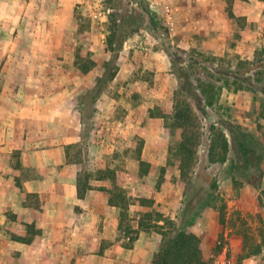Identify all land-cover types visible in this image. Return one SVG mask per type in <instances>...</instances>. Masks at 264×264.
<instances>
[{
	"label": "rangeland",
	"instance_id": "obj_1",
	"mask_svg": "<svg viewBox=\"0 0 264 264\" xmlns=\"http://www.w3.org/2000/svg\"><path fill=\"white\" fill-rule=\"evenodd\" d=\"M43 7L46 13L53 14L50 24L56 35L47 68L48 76L57 80L51 90L54 94L59 87L61 93L66 94L67 83L70 90L66 96L70 98L72 93L78 96L94 84L103 70V62L110 56L106 50L111 12L108 0H46ZM231 10V7L226 9L228 20L222 21L223 27L230 29L225 41L227 46L213 38L204 47L203 44L200 48L192 47L194 40L179 32L177 25L166 21L156 10L159 29L143 26L126 39L117 76L97 102L87 163L83 168L91 175L95 190L100 191L99 196H93L92 203H104L108 191L100 187H110L117 188V192L122 190L129 206L125 207V224L114 239H104L95 252L79 248V255L95 253L113 258L114 264L136 263L128 258L129 249L121 246L132 235L126 234L127 227L137 230L134 226L140 219L152 225L160 213L179 224L189 200L191 211L200 208L190 230L201 238L204 258L209 264H246L249 258L251 264H264V193L246 177L235 175L238 163L251 161L254 166L260 165L263 171L260 186L264 189V37L259 35L254 55L244 58L231 34L236 26L235 15L229 13ZM63 16L67 18L60 20ZM208 45L210 48L204 50ZM166 49L185 60L177 66L184 67L196 93L200 86L207 84L215 94L214 105L206 108L205 116L201 115V132L208 138L203 135L200 138L190 171L191 184L180 175V157L176 153L182 140L180 133L170 127V119L150 116L151 109L155 113H159V109L173 110L179 90L180 80ZM181 49L187 54L180 52ZM80 58L91 66L89 72L81 71ZM239 88L244 89L232 95L233 90ZM66 102L68 104V99ZM211 125L229 141L225 162L212 161L208 156V143L216 138V131H210ZM46 126V134L35 133V140L65 141L66 147L71 145L70 158L78 159L75 153L80 128L66 133L64 126L49 123ZM244 136L254 139L253 147L262 152L243 157L235 139ZM14 156L18 160L20 153L15 152ZM142 161L149 163L145 175L142 172L146 165H141ZM75 164L82 169V165ZM35 169L31 167L23 175L38 174ZM107 169L110 172H106ZM103 176L105 178L101 179ZM141 198L152 199V202L142 204ZM116 209L120 211L121 207L116 206ZM61 216L71 220L68 214ZM9 218L14 220L12 214ZM10 225L5 228L6 234L19 231L18 225L15 229ZM144 232L151 237L148 245L154 248L156 230L150 228ZM159 239L161 243V236ZM7 245L9 250L3 255L9 264H24L18 254L21 250L14 243ZM70 247L76 253L77 247ZM36 249L65 255L67 247L43 246L38 242L30 253L35 255ZM257 250L260 252L255 253Z\"/></svg>",
	"mask_w": 264,
	"mask_h": 264
},
{
	"label": "crops",
	"instance_id": "obj_2",
	"mask_svg": "<svg viewBox=\"0 0 264 264\" xmlns=\"http://www.w3.org/2000/svg\"><path fill=\"white\" fill-rule=\"evenodd\" d=\"M150 1L152 8L156 7L153 10L168 22L165 7L171 8L173 25L194 40V48L210 44L213 38L227 46L225 41L230 29L223 27L222 21L228 20V7L232 8L230 16L234 14L236 20L231 34L235 36L237 50L244 58L250 59L254 55L259 35L264 37V0ZM45 2L0 0L1 251L5 254L9 250L7 243H14L21 250L18 254L24 264H114L111 257L78 253L79 248L95 252L104 239H114L119 230L121 210L109 204V194L104 203H92L93 196L100 194L95 188L80 199L77 192L79 169L75 163L68 162L65 141L37 142L34 137L37 132L45 135L48 123L64 126L66 133L81 128L76 108L78 96L74 93L70 98L66 96L69 84L65 85L66 94H62L59 87L54 94L51 90L57 85V80L53 81L52 76H48L47 68L50 54L54 52L56 35L50 24L53 14L46 13ZM65 18L63 16L60 20ZM209 48L210 45L204 50ZM243 89L233 90L232 95ZM152 111L151 118L155 117ZM15 152L20 153L18 160ZM31 167L39 173L24 176L23 172ZM10 214L14 220L9 218ZM62 214L70 215L71 220ZM33 222L40 233L31 239H16L17 235L26 237L27 224ZM10 224L14 225L12 229L18 225L19 231L6 234L5 228H10ZM134 227L140 231L133 248L129 249L128 258L136 262L132 264H153L152 256L159 250L161 235L156 233L155 246L151 249L148 245L151 237L144 232L146 230L139 229V221ZM38 242L43 246L64 245L67 247L65 255L38 249L32 255L30 251ZM70 245L77 247L76 253ZM247 260L249 263L246 264H251L252 259Z\"/></svg>",
	"mask_w": 264,
	"mask_h": 264
},
{
	"label": "trees",
	"instance_id": "obj_3",
	"mask_svg": "<svg viewBox=\"0 0 264 264\" xmlns=\"http://www.w3.org/2000/svg\"><path fill=\"white\" fill-rule=\"evenodd\" d=\"M108 3L111 12L108 17L106 50L110 53V56L103 62V70L96 77L94 84L78 95L76 103L81 124L79 131L80 141L77 143L78 150L75 153L79 158L71 159L69 154L71 145L66 147L68 162L82 165V169L78 171L77 175V192L80 199H83L89 190L95 188L92 184L91 175L83 168V165L87 163V154L91 133L94 129V115L97 111V102L117 76L119 70L118 61L125 41L134 31L143 26L150 29H159L161 27L157 14L152 9L149 0H108ZM166 52L172 60V68L180 80L179 90L176 94L172 113L160 111L159 113L153 114L170 119V127L180 133L182 140L176 153L180 157V175L189 184L193 182L190 171L198 151L200 138H202V135L203 138H208L201 132V115L205 116L206 108L214 105L215 94L211 93L209 89L210 85L207 84L200 86L199 93H196L191 87L190 79H188L184 67L177 66V64L185 60H182L181 55H176L169 49H166ZM180 52L187 54V51L184 49H181ZM82 61L83 59L80 58L81 71L84 73L89 72L91 66ZM216 129L215 125L210 126V131H216V138L211 143H208V156L212 161L225 162L230 150V144L226 135ZM235 140L239 144V151L243 157H249V155L251 156L252 154L255 155L262 152L260 149L258 150L253 147L254 139L252 141L248 136L242 138L237 137ZM141 165H146L144 172H142L145 175L149 163L142 161ZM235 168V175L246 177L250 183L260 189L261 193H264V189L260 186L263 177V171L260 165L254 166L253 162L247 161L243 165L238 163ZM105 171L110 172L109 169ZM102 178L105 177L103 176ZM100 190L108 191L110 205L121 207L119 229H122L125 224V207L129 206L126 195L122 190L117 192V188L109 187L106 189V187H100ZM147 201L152 202V199H140L142 204H145ZM260 201L262 202V197H260ZM199 213L200 208L196 211H191L188 200L179 224L171 217L165 216L162 213H160V217L156 220L157 222L152 225H148L141 219L139 220V229L147 231L153 228L161 235L159 250L152 256L153 264H209L204 258L201 238L190 230L191 225L195 223ZM27 226V236L17 235L16 239L27 240L40 233V229L36 228L34 222L28 223ZM139 231H134L130 227H127L126 234L132 235L129 236L127 242L122 243V246L126 249L133 248L138 239ZM126 236L128 237V235ZM258 252L260 250H257L255 253Z\"/></svg>",
	"mask_w": 264,
	"mask_h": 264
},
{
	"label": "built area",
	"instance_id": "obj_4",
	"mask_svg": "<svg viewBox=\"0 0 264 264\" xmlns=\"http://www.w3.org/2000/svg\"><path fill=\"white\" fill-rule=\"evenodd\" d=\"M168 18L170 20V22L172 21V16H171V8L169 6L165 7ZM0 264H9L8 260L3 256L2 251H1V247H0Z\"/></svg>",
	"mask_w": 264,
	"mask_h": 264
}]
</instances>
